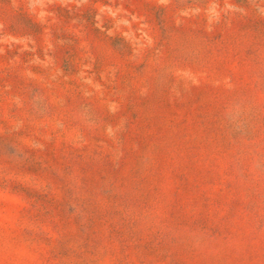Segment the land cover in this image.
Segmentation results:
<instances>
[{
  "label": "rangeland",
  "instance_id": "obj_1",
  "mask_svg": "<svg viewBox=\"0 0 264 264\" xmlns=\"http://www.w3.org/2000/svg\"><path fill=\"white\" fill-rule=\"evenodd\" d=\"M0 264H264V0H0Z\"/></svg>",
  "mask_w": 264,
  "mask_h": 264
}]
</instances>
